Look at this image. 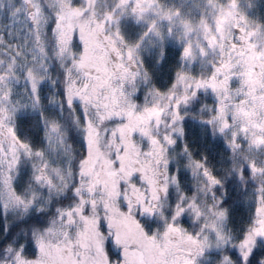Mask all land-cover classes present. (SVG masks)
<instances>
[{
    "label": "snow or ice",
    "instance_id": "obj_1",
    "mask_svg": "<svg viewBox=\"0 0 264 264\" xmlns=\"http://www.w3.org/2000/svg\"><path fill=\"white\" fill-rule=\"evenodd\" d=\"M0 264H264V0H0Z\"/></svg>",
    "mask_w": 264,
    "mask_h": 264
}]
</instances>
